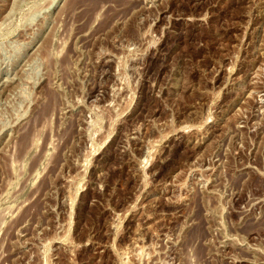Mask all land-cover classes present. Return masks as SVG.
Returning a JSON list of instances; mask_svg holds the SVG:
<instances>
[{
	"label": "rangeland",
	"instance_id": "rangeland-1",
	"mask_svg": "<svg viewBox=\"0 0 264 264\" xmlns=\"http://www.w3.org/2000/svg\"><path fill=\"white\" fill-rule=\"evenodd\" d=\"M0 264H264V0H0Z\"/></svg>",
	"mask_w": 264,
	"mask_h": 264
}]
</instances>
